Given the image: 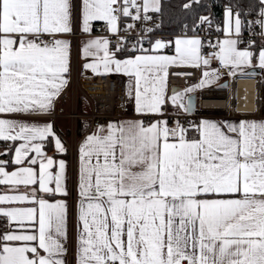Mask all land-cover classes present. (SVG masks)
<instances>
[{
  "label": "snow or ice",
  "instance_id": "6c2138e0",
  "mask_svg": "<svg viewBox=\"0 0 264 264\" xmlns=\"http://www.w3.org/2000/svg\"><path fill=\"white\" fill-rule=\"evenodd\" d=\"M158 4L0 0V141L19 142L11 162L0 160V186L9 190L0 194V217L10 225L0 233V264H66L68 206L56 199L68 196L66 163L44 149L50 137L57 153L67 149L52 123L31 118L50 115L69 82L71 42L60 37L73 33L75 19L83 33L103 22L117 36L114 45L107 36L83 42V57L93 58L83 68L127 76L141 117L98 125L79 148L76 264H264V121L185 127L177 119L170 126L167 105L192 112L187 94L194 88L169 96V67L211 63L197 38L177 39L175 56L150 54L167 45L156 41L146 50L137 39L132 54L118 57L126 44L122 18L146 22ZM260 17L255 23L264 30V8ZM244 27L240 13L227 8L215 57L232 76L257 59L264 68V45L258 54L255 41L239 47ZM219 76L205 71L195 87Z\"/></svg>",
  "mask_w": 264,
  "mask_h": 264
},
{
  "label": "built area",
  "instance_id": "2783aa9c",
  "mask_svg": "<svg viewBox=\"0 0 264 264\" xmlns=\"http://www.w3.org/2000/svg\"><path fill=\"white\" fill-rule=\"evenodd\" d=\"M148 15L151 19L146 22L133 21L131 17L122 18L120 36L126 37L125 48L128 46L129 49H132L137 39L142 40V47L146 50L152 49L156 41H161L167 46L160 49L159 52L171 53L175 50L174 39L176 36L199 35L204 43L203 57L212 61L217 60L215 53L219 49L213 44V38L214 36H218V34L216 26L211 22L212 14L203 20L195 34L188 33L185 30L179 34L157 32L154 29L159 22L160 10L150 11ZM128 24H134L135 27L128 31H123ZM95 26V33L107 35L112 40L113 45L116 43L117 36L106 32L103 22H98ZM148 29H151V31H148ZM261 32L262 30L259 24L253 22L252 19L251 27L241 35V45L246 47L249 41L264 40V35H261ZM70 35L72 37V64L66 91H69L71 94L72 111L67 113L65 109L58 108L53 112L52 116L54 118L59 116L71 117L70 134H65L59 129L57 131L69 147L73 187L77 174L79 148L83 136L79 134L81 120L89 122L87 132H90L93 128L109 119L138 116V114L135 112L134 100L128 96V82L126 77L117 73L97 75L81 70L79 64V37L81 33L75 27L73 33ZM140 46L138 45V47ZM219 68L222 71H226V68L222 65ZM168 72L169 90L174 85H186L199 78V69L195 66H170ZM240 77L229 78L228 85H218L201 89L194 112L173 114L166 110L164 118L179 119L187 127L189 124L198 123L207 116L223 117L243 112L238 108L237 100L239 98V89L235 85L236 80ZM254 79L256 80V77ZM257 82L256 97L259 99V106L261 104L262 84L261 81ZM145 122L147 123V121ZM10 144V141H0V148L9 146ZM68 264H76V244L74 239H72L68 251Z\"/></svg>",
  "mask_w": 264,
  "mask_h": 264
},
{
  "label": "crops",
  "instance_id": "0c3cea01",
  "mask_svg": "<svg viewBox=\"0 0 264 264\" xmlns=\"http://www.w3.org/2000/svg\"><path fill=\"white\" fill-rule=\"evenodd\" d=\"M160 5H161V0H159L158 7H160ZM227 8H231V7H226L224 9V13H225ZM232 10L234 13L238 12L233 8H232ZM240 17L243 20L241 14H240ZM97 23L98 22H93V25H92L93 31L90 34H88V33H83L80 30L79 19H75L73 22V29L75 27H77V29L81 33V35L79 37V64H80V69L85 71V72H89V73H93V72L91 70H85L83 68V65L85 63L93 62V58L89 57V58L85 59L83 57V55H82L83 42H85L89 39L95 38V37L107 36V35H103V34H97L94 32L95 28H96L95 25ZM223 27H224V14L221 18V23L217 27L218 36H214V38H213V42H214L213 44L215 46L218 44L219 41H222L226 38L225 33L223 32ZM246 30H247L246 27H244L241 35L244 32H246ZM262 31H264V30H262ZM60 38L69 40L71 42V49H70V68H71V64H72V37L70 34H68V35H64ZM191 38H197L201 41L200 56L202 59H204V57H203L204 43H203V39L199 35L176 36L174 39V45H175V41L177 39H191ZM233 38H235V37H233ZM240 39H241V37H240ZM261 45H264V40L258 39L255 41V44L251 50L258 54V51L260 50ZM239 47L242 49L245 48L241 44L239 45ZM134 54L139 55L141 53L137 52ZM150 54L175 56L176 50H174L171 53L153 52ZM127 56L122 55L121 52L118 53V57L121 59L127 58ZM210 61H211L210 65L206 66V65H203V63H201L199 66H195V67H198V69H199V78L197 80H194V81L186 84V85H188L187 88H189V87L194 88V91L191 93L195 92V93L199 94L200 90L203 89V88H196L195 86L199 84L200 80L203 78V73L205 71L216 70L220 73L219 79L215 80L210 86H206L204 88L222 85L226 80H229V78L231 79L233 77H238V76H241V77L242 76H250L253 78L256 77V80L261 81V84H262L261 104L259 106H256V110L253 111L255 109L254 80L250 79V78H241L238 81V85L240 86L239 109L246 110L248 112L246 113L245 111H243L245 113L239 112L237 114H230L228 116H223V117L207 116L203 120H212V121H217V122H230V123H237L240 120L264 121V96L262 95V92L264 91V68L259 67L258 59L253 61V66L244 68L243 73H241L238 70L237 75H235V76L229 75V70L227 68H226V71L220 70L219 66L221 64L219 63L218 60H213V61L210 60ZM185 66H193V65H185ZM69 73L67 74V79L69 77ZM125 77H126L127 82L129 84V78L127 76H125ZM182 86H185V85H182ZM182 86H181V88H182ZM167 89H168V95L169 96L172 95L173 93L171 90H169L168 83H167ZM184 90H182V91H184ZM178 91H181V89ZM191 93H188L187 96H189V94H191ZM58 108H63L67 112L70 111V109H69V108H71L70 107V92L66 91V87L63 90L62 94L55 101L54 108H53L50 115L40 117V118H31V119L32 120H38V122H40V123H45V122L52 123L56 135L62 140L65 148L67 149V151L63 154L57 153L55 150V147H54V140H53V138L50 137L49 142L45 145L44 150L48 156H52L57 161L58 160H64L66 163V178H67L66 179V185H67V190H68V196L67 197L57 196L56 199H65L67 202V206H68V208H67V241H66L67 254L65 257L66 264H68V251H69V247H70V243H71L72 239H74V241H75L76 253H77V237H78V225H79L78 214H79V200H80V197L78 195V192H79V189H78L79 157H78L77 174H76V177L74 180L75 184L72 187V175H71L70 160H69V147H68L67 142L63 139V137L57 131V129H59L62 132H64L65 134H70V119L66 116H59L57 118H54L52 116V114ZM166 110H168L169 112H171L173 114H178L177 111L170 104L167 105ZM249 111H252V112H249ZM180 113H183V112H180ZM139 118H141V117H139V116H126V117H120V118H113V119H109L108 121L104 122L101 125H107L109 122H124V121L139 119ZM81 121H84V123L86 125L84 132H82L81 134L79 133L80 135H83L82 136V142H83L85 137L87 135L91 134L97 127L93 128L90 132L89 131L87 132V129L89 128V122H87L86 120H81ZM175 121H176V119L169 118L170 126ZM190 134L194 135L195 133L190 131ZM82 142H81V144H82ZM10 143L11 144L9 146H12V148H13L11 155L9 156L8 154H6L5 156H3L2 154L5 152L7 153L9 147L8 148L1 147L0 148V160H6V161L11 162L12 158L14 157V155H15L14 149L16 146H18L19 142L14 143V142L10 141ZM81 144H80V146H81ZM14 169H15V165H11V163H9V166L7 167L6 170L11 172ZM8 191L9 190L6 187L0 186V194H5ZM5 206H7V205H5ZM9 227H10V225H9L7 218L1 217V219H0V233L7 232L9 230ZM11 227L13 229H15L16 225L12 224Z\"/></svg>",
  "mask_w": 264,
  "mask_h": 264
},
{
  "label": "trees",
  "instance_id": "16d2710c",
  "mask_svg": "<svg viewBox=\"0 0 264 264\" xmlns=\"http://www.w3.org/2000/svg\"><path fill=\"white\" fill-rule=\"evenodd\" d=\"M185 5H188V7H185ZM226 7L238 11L245 21L246 29H248V23L252 22V19L253 22L259 20L264 5L260 3V0H161L159 22L154 30L167 34H179L185 30L188 33L195 34L204 18L210 14H212L211 22L217 30ZM121 53L127 56L132 54V49L126 46ZM85 128L84 121H81L79 133L84 132ZM3 148H8V151L2 155L8 154L10 156L12 146H3Z\"/></svg>",
  "mask_w": 264,
  "mask_h": 264
},
{
  "label": "bare ground",
  "instance_id": "6f19581e",
  "mask_svg": "<svg viewBox=\"0 0 264 264\" xmlns=\"http://www.w3.org/2000/svg\"><path fill=\"white\" fill-rule=\"evenodd\" d=\"M241 78H250V79H253V80H254L255 109H254L253 111H255V110H256V106H258V104H259V99L256 97V86H257L258 82H257L253 77H250V76H247V77L242 76V77H240V78H239L238 80H236V82H235V85H237V86H238V89H239V96H240V86L238 85V81H239ZM222 97H223V96H222ZM222 97H220V98H222ZM237 102H238V108H239V98H238ZM239 110H241V109H239ZM242 111L248 112V111H246V110H242ZM249 112H252V111H249Z\"/></svg>",
  "mask_w": 264,
  "mask_h": 264
},
{
  "label": "water",
  "instance_id": "95a60500",
  "mask_svg": "<svg viewBox=\"0 0 264 264\" xmlns=\"http://www.w3.org/2000/svg\"><path fill=\"white\" fill-rule=\"evenodd\" d=\"M228 83H229V81L226 80L222 85H228ZM173 89L180 90L181 86L180 85H174V86H172L171 91ZM188 97H191V99L193 101V111L192 112H194L196 109V106H197V102H198V94L194 92V93L189 94Z\"/></svg>",
  "mask_w": 264,
  "mask_h": 264
},
{
  "label": "rangeland",
  "instance_id": "374dc122",
  "mask_svg": "<svg viewBox=\"0 0 264 264\" xmlns=\"http://www.w3.org/2000/svg\"><path fill=\"white\" fill-rule=\"evenodd\" d=\"M188 87V85H185V86H182V88H181V91L182 90H184V89H186ZM262 95L264 96V91L262 92ZM70 107L71 108H69L70 109V111L69 112H67V113H70L71 111H72V99H71V94H70ZM68 117V116H67ZM69 119H70V125H71V117H68Z\"/></svg>",
  "mask_w": 264,
  "mask_h": 264
}]
</instances>
